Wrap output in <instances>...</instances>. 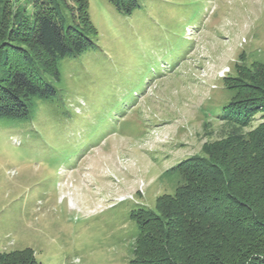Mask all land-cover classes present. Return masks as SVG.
Instances as JSON below:
<instances>
[{"label":"rangeland","instance_id":"1","mask_svg":"<svg viewBox=\"0 0 264 264\" xmlns=\"http://www.w3.org/2000/svg\"><path fill=\"white\" fill-rule=\"evenodd\" d=\"M62 1L82 28L88 7L98 48L60 62L61 93L29 120H0V251L138 264L132 214H157L174 192L164 173L209 158L227 87L264 104V0H143L130 16L108 0ZM1 2L34 12L32 0Z\"/></svg>","mask_w":264,"mask_h":264},{"label":"trees","instance_id":"2","mask_svg":"<svg viewBox=\"0 0 264 264\" xmlns=\"http://www.w3.org/2000/svg\"><path fill=\"white\" fill-rule=\"evenodd\" d=\"M108 1L130 16L143 0ZM32 4L30 16L0 6L2 121L29 120L39 103L61 93L60 62L98 48L88 7L81 9L82 28L62 0ZM239 87H227L234 97L217 116L222 135L205 150L209 158H189L164 173L174 192L157 214H132L139 225L138 264H264V122L254 130L250 125L264 104ZM257 89L264 99V88ZM0 264L41 263L23 249L0 251Z\"/></svg>","mask_w":264,"mask_h":264}]
</instances>
